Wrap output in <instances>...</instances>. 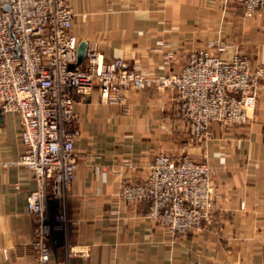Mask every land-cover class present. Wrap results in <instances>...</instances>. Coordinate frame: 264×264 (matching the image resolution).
Returning <instances> with one entry per match:
<instances>
[{
    "label": "crops",
    "instance_id": "0c3cea01",
    "mask_svg": "<svg viewBox=\"0 0 264 264\" xmlns=\"http://www.w3.org/2000/svg\"><path fill=\"white\" fill-rule=\"evenodd\" d=\"M65 1L74 14L70 32L79 42L104 61L137 63L151 78L178 72L196 49L221 58L245 54L251 70L264 62V11L246 19L230 0ZM169 52L173 58L166 60ZM254 92L249 123L214 122L200 145L187 142L179 105L155 85L128 90L121 105L103 104L96 89L77 100L78 165L51 264H264V78ZM1 116L0 163H7L21 152L20 125L14 112ZM160 153L208 164L214 208L200 230L172 237L145 217L144 204L119 201L122 184L143 182ZM36 187L25 167L0 166V264L32 262L27 196ZM47 209L54 213L56 203L47 202ZM79 244L88 252L68 256Z\"/></svg>",
    "mask_w": 264,
    "mask_h": 264
},
{
    "label": "built area",
    "instance_id": "2783aa9c",
    "mask_svg": "<svg viewBox=\"0 0 264 264\" xmlns=\"http://www.w3.org/2000/svg\"><path fill=\"white\" fill-rule=\"evenodd\" d=\"M230 1L240 6L246 19L264 11V0ZM73 18L65 0H0V110L17 114L21 144L17 159L0 166L25 167L36 181V190L27 196L34 221L30 264H51L55 234L65 228V201L79 158L77 100L84 101L96 89L103 104L121 105L128 90L155 85L170 92L179 105L187 142L200 145L214 122H250L254 87L264 78V62L251 70L247 55L221 58L208 48L191 51L178 72L162 78L147 76L139 64L121 57L104 61L95 48H88L78 64L79 41L70 32ZM208 47L226 50L221 43ZM172 58L171 52L165 57ZM129 166L135 168L134 163ZM146 172L143 182L122 184L119 201L144 204L145 217L172 237L200 230L214 208L208 164L188 155L175 159L160 153ZM47 202L56 203L54 213ZM87 252L88 246L79 244L68 256Z\"/></svg>",
    "mask_w": 264,
    "mask_h": 264
},
{
    "label": "water",
    "instance_id": "95a60500",
    "mask_svg": "<svg viewBox=\"0 0 264 264\" xmlns=\"http://www.w3.org/2000/svg\"><path fill=\"white\" fill-rule=\"evenodd\" d=\"M87 52V44L85 42H79L77 47V63L80 64L83 62ZM72 67V66H70ZM1 110H0V121H1Z\"/></svg>",
    "mask_w": 264,
    "mask_h": 264
}]
</instances>
